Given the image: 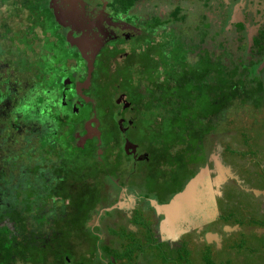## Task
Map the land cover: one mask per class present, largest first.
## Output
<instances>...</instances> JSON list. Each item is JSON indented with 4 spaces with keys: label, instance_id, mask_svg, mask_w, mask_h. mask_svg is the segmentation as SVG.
Masks as SVG:
<instances>
[{
    "label": "trees",
    "instance_id": "obj_1",
    "mask_svg": "<svg viewBox=\"0 0 264 264\" xmlns=\"http://www.w3.org/2000/svg\"><path fill=\"white\" fill-rule=\"evenodd\" d=\"M219 5L218 0H199L194 6L185 0L175 4L170 0L112 1V9L124 15L133 7L138 9L143 17H135L140 21L137 24H145L152 39L143 36L139 51L130 52L114 64L117 67L112 74L103 69L99 77L93 69L91 86L96 91L90 97L98 114H103L111 126L103 134L102 146L94 143L82 147L74 144L70 132L73 127L68 97L57 98L51 92L54 87L58 92L73 91L75 86L65 80L72 81L74 68L84 69L81 57L63 37L50 0L12 2L7 11L11 21L0 22V59L7 61L0 65V264H103L112 259L130 264L135 260L134 245L132 250L126 248L130 246L128 240L117 247L100 248L93 231L79 227L100 212L109 214L111 205L102 191L106 186L118 189L112 178L122 182L120 178L129 173L127 169L137 159V174L128 176L136 185L143 182L138 188L142 200L152 197L154 189H161L158 194L163 193L162 198L180 193L202 168L210 165L209 157L218 156L222 149L218 148L219 139L215 143L212 136L225 122L231 105L238 101L234 99L237 89L246 95L253 83L257 91L262 89L258 65L250 68L247 63L246 68L242 67L246 63V37L241 28L236 35L231 25L213 17V9ZM23 8L28 14L26 27L20 30L13 19ZM38 34L40 44L32 62L25 50L31 49L29 43ZM161 35L162 39L154 40ZM263 43L264 36L257 45ZM119 53L122 51L112 53L111 58ZM132 55L139 76L136 81L131 75ZM36 78L43 83L39 91L26 95L30 81ZM117 92L124 93L131 103V111L125 113L131 112L135 133L128 136L127 143L116 130L119 123L114 112L120 109L115 104ZM49 94L52 104L48 102ZM251 101L243 98L238 102L244 107L253 105L255 100ZM255 106L253 111L257 112L258 101ZM82 108L85 114L91 111L90 103H83ZM74 118L79 119L77 115ZM7 131L11 135L14 132L18 151L2 149L8 142L4 138ZM132 145L139 150L134 160ZM224 146L226 155L240 154ZM21 157L25 161L19 165ZM141 157L145 159L140 161ZM120 159L129 163L124 171ZM258 172L260 177L255 173L248 181L251 186L262 181L263 171ZM233 218L230 214L223 219ZM258 222L264 227L263 219ZM83 236L89 245L86 252L81 249ZM206 248L213 255L214 248ZM204 255L208 257V253ZM178 257L196 261L192 250L180 251Z\"/></svg>",
    "mask_w": 264,
    "mask_h": 264
},
{
    "label": "flooded vegetation",
    "instance_id": "obj_2",
    "mask_svg": "<svg viewBox=\"0 0 264 264\" xmlns=\"http://www.w3.org/2000/svg\"><path fill=\"white\" fill-rule=\"evenodd\" d=\"M50 1L53 7V13L58 20L61 29H63V37H66L74 51H78L77 53H79L81 57L79 59L84 64V69L86 65L85 70H76L74 68V71L70 74L72 81H66L64 78L67 84L71 83V86H75L73 91L67 93L62 89L58 92L54 87V89H51V92L53 93L52 96L58 95L62 98L67 96L70 101L67 108L69 111V120H72L71 122L73 125L70 127H73L70 132L74 138V144L84 147L88 145L92 146L95 143L96 145L102 146L103 134H107V127L110 128L111 125L105 119L103 114H98L96 103L90 97V93L96 91L94 87L91 86L92 71L93 69H96L97 72H99L97 73L98 76L100 75L99 77H102L103 69H107L108 73L112 74L116 71L117 67L114 64L119 62L123 57L128 56L130 52L133 51L134 53H137L139 51L140 47L143 46V44L139 43L143 36H148L149 39H152L151 32L145 28V24L142 27L137 24L134 14L131 15V11L126 15L121 11H114L110 6L113 0H82V7H79L80 4L75 3L72 0ZM86 2H89V8H87L88 4ZM218 2L220 5L217 7V10L213 9V12L216 13L213 17L222 20L225 25H231V29H234L236 35H238L237 30L241 28L243 35L246 37V44L244 47L246 50L244 56L246 57V63L242 65V67L246 68L247 63H250V68L254 65H258L260 73L257 76L262 83V89L260 91H257V87L255 86L256 83L252 84L249 88L252 96H250L249 99L257 102L258 100L256 99V96L260 97L258 104L264 108V43L260 46L257 45V42L264 36V0H218ZM131 16L134 18L131 19ZM231 22L234 24H231ZM43 39L44 38L42 37L41 40ZM154 40H158V37L156 36ZM149 44H151V42H149ZM241 44L243 47V43ZM119 51H122V53H119L117 57L112 59V53ZM131 62V75L136 81L139 76L138 72L136 73L137 66L134 64V55L131 56ZM89 65L92 66L90 80H85V82L82 81V83H80V80L88 78L89 72L87 67ZM47 81L48 80H46V82ZM30 82L32 85L29 86L30 90L26 95L32 96L33 92L39 91V86L43 83H40L38 78ZM51 83H54L55 85L54 81ZM238 89L237 91L239 93L240 90ZM49 97L50 94L48 95V99ZM245 97L246 93L244 94V98ZM234 99L240 101L238 96H235ZM238 101H234L235 105H240V107H242ZM82 102L90 103L91 111L89 114H85L86 112L82 108ZM255 102H252L253 106H255ZM52 103L53 98L51 100V104ZM115 104L121 106H119L120 109H117L114 112L117 115L116 119L119 123L116 130H119L124 142L127 143V140H130L128 136L131 137L135 133L133 131L135 130V125L132 123L133 118L131 112L128 114L125 113L128 110L131 111V103L128 101V98L124 93L117 92L115 94ZM76 115L79 118L77 120L74 118ZM212 138L216 141L215 136H212ZM132 148L131 159L134 160V158L138 156L139 150L136 145H132ZM214 152L215 151H212V153ZM101 153V149H99V160H101ZM211 156L209 157V161ZM144 159L145 157H141L140 161H143ZM120 161L123 163V171L124 168L129 167V163L125 159H120ZM137 161V159L132 161L131 167L127 169L131 175L137 174ZM208 166H212L211 161ZM129 173H126L123 178H120L123 180L122 182H120L119 179L112 178L113 185L119 186L118 189L106 186V190L102 191L103 197L105 196L111 205L108 210L109 214L105 216L103 212H100V214L90 217L84 226L79 225V227H83L84 230L90 228V231H93L94 236L98 238L97 247L100 246V248H102L104 245L117 247L118 243H122V240L124 241L126 234H133L134 232H138L139 234L143 232H152L155 238L153 241L154 243H152L151 239H148L140 246L135 244V246L132 247L134 253H136V258L130 264H148L151 260H158L160 261L159 264H183V260L177 259L179 258V252H188L192 250L186 246L185 237L187 236L188 239L193 238L192 243L197 246V248L210 246L217 250L220 247L218 246V241L221 242V247H224L225 242L229 238L226 236V227L228 226L225 223V220L224 222L221 220L223 219L221 217H216L212 220L211 218L206 220L203 219L204 223L200 227H197L193 222H183L184 220H181L183 224L180 225V228L178 225L175 228V230L179 228L177 231L179 236L175 239L171 236V231H161L160 224L165 218L155 211L154 205L168 204L173 197L168 196L167 198H162L163 193L158 194L161 189H154L155 192L152 194V197L142 200L139 196L138 188L143 182L138 185H136L137 182H130L131 180L128 176ZM116 175H118V173H116ZM226 177L227 175L221 178L224 180H222L220 184L219 180L218 185H214L216 193L210 196V199H205L202 208L206 209L211 206V199L213 196H215L214 203H219V201H221L222 195L227 191V186H230V180L226 179ZM129 186L132 189H130ZM141 186L144 187V185ZM262 190L264 189H259L258 191ZM245 191H250V188L246 187ZM260 195L261 194L258 196ZM217 196L220 198H217ZM120 202H123V206L119 205ZM138 210L144 214L150 215L151 222L149 224L133 221L132 217ZM134 229L136 230L134 231ZM237 233L238 232L236 231L233 235H236ZM82 234L84 235L83 232ZM207 235L213 237L209 240ZM168 237H171L172 239ZM81 240H83L81 249L86 252L89 248L87 239L86 237H81ZM208 240L209 243H207ZM98 252L99 254L101 253L100 250ZM166 255H171V257H164ZM143 256L147 257V259H145L147 260L146 263L144 262L145 260L143 262L139 260ZM103 264L119 263L112 259L109 262H103Z\"/></svg>",
    "mask_w": 264,
    "mask_h": 264
},
{
    "label": "rangeland",
    "instance_id": "obj_3",
    "mask_svg": "<svg viewBox=\"0 0 264 264\" xmlns=\"http://www.w3.org/2000/svg\"><path fill=\"white\" fill-rule=\"evenodd\" d=\"M15 1L20 2V0H6L3 3H0V22L11 21L8 17L7 11L10 10L12 2ZM72 1L80 4L79 7H82L83 5L82 0ZM170 1L175 4L182 0ZM185 1L190 6H194L199 0ZM86 3L88 4L87 8H89V2ZM130 11L131 15L134 14V17H143L141 15L142 13L134 7ZM17 13L19 16L13 19V25H16L18 28L20 27L21 30L26 27L25 17L28 14V10L23 8L20 12L17 11ZM134 17L131 16V19ZM135 21L140 23L136 18ZM38 36L39 34L37 36L35 35V37L32 38V42L29 43L31 44V49L25 50L27 58L32 62L34 60V54L38 51L40 44L37 40ZM163 37L164 35L159 36L158 40ZM229 49L232 50L231 45L229 46ZM5 64H7V61L2 57L0 59V65L4 66ZM237 96L241 100L244 98V93L237 92ZM250 96H252V93L246 95L245 98L249 99ZM57 98H59V96ZM256 99L260 101V97L256 96ZM51 100L52 96L49 97L48 102H51ZM33 103L36 104L37 101L33 100ZM46 106L47 104L42 105V108H45ZM229 109L225 123L218 127L215 132V143H217V139H219L218 143H220V145L218 148L222 147L220 151L218 150L219 163L222 168H229V175L223 171L222 174L224 176L227 175L226 179L230 180V186H227V191L221 197L223 204L221 201H219V203L215 202L212 207V202L215 198V196H213L211 199V206L206 209L203 208L204 212L207 210L211 212L212 208V213L217 214L212 217L225 218L230 214L232 216L234 215L233 219L225 220V223L230 224L231 227V231L226 232V236L229 238L224 244L223 251L214 249V252L211 251L213 255H210L208 248L205 249V246H203L198 247L196 250V246L192 243L193 238L188 239V236L185 237L186 246L187 248L192 249V257L194 256L196 261L192 258V261L184 260L183 264H264V238L259 235V233H264V227L258 222L261 221V219L264 220V195H260L263 197L258 196V190L253 189V187L264 189V177L262 178V181L253 183V187L251 186V182H248L250 179L254 178L255 173L260 177L258 170H262L264 174V108L260 106V109L257 112H254L256 109L253 105L245 104L244 107H240V105L232 104ZM13 134L14 132L11 135L9 131L4 134V138L8 139V142L6 145L2 146V149L10 148V150H12L13 148L16 151L20 149L18 141L14 142L15 136ZM221 137L222 139H220ZM225 144L234 149L236 153L240 154L234 156L226 155L223 151ZM250 153L253 154L251 155ZM24 161L25 158L21 157L17 164L21 165ZM248 164L250 168L248 167ZM222 180L224 179H221L219 184ZM216 183L218 184L217 180ZM246 187H249L250 191L246 192ZM258 192L264 193V190ZM242 193L245 194L242 195ZM209 197L210 195H207L205 198ZM217 198L220 197L217 196ZM250 201H254V203L251 204ZM119 205L123 206V202H120ZM132 219L133 221L144 224H149L151 222L150 215L144 214L140 210L134 213ZM221 220L224 222V219ZM135 230L136 229H134V231ZM236 231L238 233L233 235ZM233 236L235 237L234 242ZM125 239L129 241L130 245L126 248L132 250V245L135 246L136 244L140 246L148 239H151L152 243H154L153 241L155 238L152 232H143L140 234L134 232L133 234H126ZM205 253H208V257L206 256L207 254L204 255ZM164 257L168 258L171 257V255H166ZM145 259H147V257L143 256L139 260L143 262ZM146 261L147 260L144 262L146 263ZM159 262L160 261L158 260H151L148 264H159Z\"/></svg>",
    "mask_w": 264,
    "mask_h": 264
},
{
    "label": "water",
    "instance_id": "obj_4",
    "mask_svg": "<svg viewBox=\"0 0 264 264\" xmlns=\"http://www.w3.org/2000/svg\"><path fill=\"white\" fill-rule=\"evenodd\" d=\"M89 72L92 69V66H88ZM88 75L87 81H89ZM210 161L212 166H206L202 168L185 186L183 191L173 196L168 204L164 205H154L156 212L162 215L165 219L160 224V230L172 232L173 239L179 236L177 232L180 228V225L183 222H193L197 227H200L206 219H209L213 216L212 208L211 212L203 210V204L205 197L207 195H214L216 193L214 185H218L216 180L219 181L224 176L223 172L229 174V168H222L219 163V157L217 155L211 156ZM257 194H263L257 191ZM210 199V197H209ZM214 201L212 202V207ZM210 207V206H209ZM179 226L175 230L176 226ZM213 236L207 235V238L210 240ZM216 237V236H215ZM172 239L171 237H168ZM216 239V238H215ZM209 240L207 243H209ZM217 242V241H216Z\"/></svg>",
    "mask_w": 264,
    "mask_h": 264
},
{
    "label": "clouds",
    "instance_id": "obj_5",
    "mask_svg": "<svg viewBox=\"0 0 264 264\" xmlns=\"http://www.w3.org/2000/svg\"><path fill=\"white\" fill-rule=\"evenodd\" d=\"M210 196H211V195H210ZM155 211H156V210H155ZM215 214H216V213H213V215H215ZM216 215H217V214H216ZM161 216H162V215H161ZM209 218H210V217H209ZM215 218H216V217H211V220H212V219H215ZM222 218H223V217H222ZM224 220H225V219H224ZM226 224H227V226H228V227H226V231H227V232H230V231H231V230H230L231 227H230V225H228V223H226ZM233 237H234V236H233ZM218 242H219L218 246H220L218 249L223 251V250H224V247H221V242H220V241H218ZM233 242H234V241H233Z\"/></svg>",
    "mask_w": 264,
    "mask_h": 264
},
{
    "label": "crops",
    "instance_id": "obj_6",
    "mask_svg": "<svg viewBox=\"0 0 264 264\" xmlns=\"http://www.w3.org/2000/svg\"><path fill=\"white\" fill-rule=\"evenodd\" d=\"M261 195H263V194H261ZM262 235H263V237L262 238H264V233H261Z\"/></svg>",
    "mask_w": 264,
    "mask_h": 264
}]
</instances>
